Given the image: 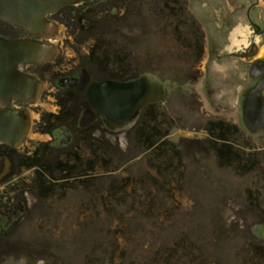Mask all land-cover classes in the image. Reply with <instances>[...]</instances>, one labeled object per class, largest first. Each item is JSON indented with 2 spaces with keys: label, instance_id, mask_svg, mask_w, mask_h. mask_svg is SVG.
<instances>
[{
  "label": "rangeland",
  "instance_id": "rangeland-1",
  "mask_svg": "<svg viewBox=\"0 0 264 264\" xmlns=\"http://www.w3.org/2000/svg\"><path fill=\"white\" fill-rule=\"evenodd\" d=\"M110 1L116 3L113 17L119 26L113 31L106 26L108 40L113 37L115 46L133 58L128 63L138 64L164 91L155 121L144 116L140 125L155 127L152 138L160 139L146 149L134 121L117 126L105 139L77 132L75 145L54 156H69L72 173L88 177L73 176L45 198L32 194L24 212L10 218L17 217L11 236L22 231L11 239L22 252L10 257L16 251L11 247L9 257L0 253V264H165L167 259L168 264H244L257 242L250 227L264 218V133L250 135L242 124L241 98L255 80L220 74L213 66L214 47L196 33L207 25L213 31L208 19L214 17L204 18L203 3L214 0ZM55 24L61 41L57 57L62 72H69L75 68L74 51L83 55L90 43L80 48L63 25ZM201 43L202 54L197 51ZM50 89L43 84L42 98L32 105L34 111L28 109L31 124L42 112H57ZM217 121L234 127L231 143L245 158L253 153V171L240 174L219 166L207 132ZM30 133L24 148L50 140ZM61 138L55 146L69 143L68 130ZM102 158L108 163L102 165ZM5 164L0 160V177ZM21 177L31 186L32 172ZM5 191L0 188L1 201ZM7 212H0V231L6 228L5 216H11Z\"/></svg>",
  "mask_w": 264,
  "mask_h": 264
},
{
  "label": "flooded vegetation",
  "instance_id": "flooded-vegetation-1",
  "mask_svg": "<svg viewBox=\"0 0 264 264\" xmlns=\"http://www.w3.org/2000/svg\"><path fill=\"white\" fill-rule=\"evenodd\" d=\"M220 1L214 0L212 4L203 3L204 18L206 19V15L207 18L214 17V19H208V22H212L214 29L212 31L207 25L206 31L198 25V29L200 30L197 31V34L198 32L202 33V39L206 40V45L208 46V43H210V46L214 47V51L212 52L214 55L211 54V57H213L214 68L220 74L223 73L224 77L228 74H231L232 77L234 74H238L239 78L255 80L254 86H256L264 78V54L260 55L261 46L264 44V14L262 15L258 8V0H238L239 4L236 3L233 6L229 3L231 2L230 0ZM218 3L222 4V7ZM115 4V2L108 3V0H84L79 5L62 7L55 13L47 16V20L50 22H58L63 25L67 31V36L71 37L73 42H76L80 48L90 43L88 45L89 50L85 54L81 55L80 51H74L76 53L75 68L69 72H62V69H64L61 65L62 60L57 57L58 44L61 42L60 40L57 41V31L50 32L49 38L43 39L32 36L21 28L0 20V35L2 37L14 40L35 39L41 43L50 45L56 50L49 61L45 59L41 63L21 64L18 69L22 73L34 77L42 85H51L52 89L47 94L48 96L52 95L57 106V112H42L38 122L34 125L33 122L32 124L30 123L29 133L34 132L40 135H48L50 137L49 141L33 142L31 143V147L24 148L23 145L26 144L27 137L29 136L28 133L18 147L0 143V160L6 162L2 168L4 175L0 177V188L6 190L5 195L2 196V201L0 200V212L7 210V213H11L10 217H7L8 215L5 216L6 228L1 230L2 233L0 231V253L3 256H6V251L11 247H14L16 251L10 253V257L14 256V254L18 255V252H22L11 241L12 238L18 237L22 231L11 236L14 228H16V226H13V223L15 222L16 224L17 217L13 220L10 218L15 216L16 211L24 212L27 208L28 198H31V195L34 194L32 189L35 186L34 184H36L35 178H33L36 168L29 167L26 158H30L40 148L45 146L54 151L70 146L75 142L77 132L83 134L91 133L94 136L104 135L106 137L114 129L126 124L109 129L105 119L97 115L95 121L86 128L88 129L87 131L80 127L79 120L81 117H79V112H84L89 108L85 91L91 83L104 80L131 82L141 78H146L150 82L146 73L141 72V67L138 64L132 66L133 63H128L129 61L132 62L133 58L131 55L129 54L128 56L122 47L115 46L116 43L113 37H111V40L107 38L109 37V29L106 26L110 27L112 31L119 26V22L113 17L117 11ZM194 16L198 21L200 19L203 20L202 16L196 14V12H194ZM201 29L205 31H201ZM207 46L205 47L206 55L208 52ZM117 48L122 50H115ZM209 52L211 51L209 50ZM94 58L96 61H94ZM118 58L123 59L121 64L118 63ZM85 73L89 76V82L87 85L82 86L81 81ZM104 73L110 74L113 78L102 77ZM247 93H244V97L241 98L242 101ZM42 96L41 93L39 100ZM62 100L66 101L67 104L74 103L77 106L75 110L77 114L75 126H70L66 122H59L52 126L50 133H42V128L46 126V123L42 121L43 117L48 114L53 116L59 115L61 109L59 102ZM12 107L19 108L25 112H28V109L31 112L34 111L31 108L32 105L29 103L15 99L12 101ZM0 108L4 109L7 107L0 104ZM135 123L136 120H134L133 124L135 125ZM65 129L71 135L69 143L55 146V141L62 139L63 130ZM21 145L23 147L19 148ZM25 171L32 172V181L29 184L31 186L25 184L24 178L21 177V174Z\"/></svg>",
  "mask_w": 264,
  "mask_h": 264
},
{
  "label": "water",
  "instance_id": "water-1",
  "mask_svg": "<svg viewBox=\"0 0 264 264\" xmlns=\"http://www.w3.org/2000/svg\"><path fill=\"white\" fill-rule=\"evenodd\" d=\"M84 0H0V20L21 28L38 38L48 39L57 25L47 16L62 7L76 6ZM56 50L35 39H7L0 35V143L18 147L27 136L30 122L27 112L12 107L18 100L34 105L40 98L42 83L19 71L21 64L41 63L53 57ZM89 76L82 77L87 85ZM81 90V89H79ZM89 108L79 120L87 128L97 115L103 117L107 127L113 129L134 121L140 111L164 99V91L146 78L131 82L104 80L91 83L85 91ZM242 124L250 135L264 133V78L251 88L242 104ZM250 234L264 242V222L250 227Z\"/></svg>",
  "mask_w": 264,
  "mask_h": 264
},
{
  "label": "trees",
  "instance_id": "trees-1",
  "mask_svg": "<svg viewBox=\"0 0 264 264\" xmlns=\"http://www.w3.org/2000/svg\"><path fill=\"white\" fill-rule=\"evenodd\" d=\"M197 48H198L197 51L200 52V54H202V43L199 46L197 45ZM94 61H96L95 58ZM117 61L119 64H121L123 62V59L118 58ZM102 77L113 78L108 73H104V76L102 75ZM59 105L61 107L59 115L53 116L51 114H48L45 117H43L42 121L43 123H46V126L42 128L41 130L42 133H50L52 126L59 122L60 123L66 122L70 126H75L76 117H77L75 110L77 106L74 103L67 104V102L63 100L59 102ZM156 105L157 103L150 104L144 107L140 111L138 117L135 119L137 123L136 124L137 126H135V128L138 127L136 129L137 137L143 144H145L146 149L154 147L157 141L160 139L159 137H157L156 139L152 138L154 133L156 132L155 127L154 128L147 127L146 125L144 127L140 126L142 120L145 117H148L150 120L153 119L155 121L156 113L154 111V108L156 107ZM232 128L234 129V127H230L228 126V124H225L220 121L211 122L207 128V132L209 135V142L210 145L213 146V151L215 152L217 163L219 164V166L230 167L235 172L240 174L247 171L251 172L255 169L253 166L254 164L253 162L255 161L252 157L253 153L248 151L246 155L247 157L245 158L242 152L233 146L230 139L231 138L230 135L234 133L233 131H231ZM87 130L88 129H86L85 131ZM103 137L105 139L104 135ZM73 145H75V142L72 143L70 146L72 147ZM157 148L159 149V146ZM54 152L56 151L48 148V146L47 147L45 146L43 148H40L30 158H26L28 166L31 168H36L35 175L33 177L35 178L34 181L36 182V184H34L35 186H33L32 191L34 193H37L41 198H45L46 196L48 197L49 193H52L55 187L66 185L67 181L73 176L79 179L86 174V177H88L87 173L85 174L83 172L72 173L74 167L68 166V161L70 160V157L64 156L63 158L61 157L63 159L61 160L60 158L61 155L55 157ZM57 152L59 153V150ZM66 155H69V152ZM73 159H74V163L78 162L77 157H74ZM89 162L90 160H87L88 164L94 162V160H92V162L90 163ZM101 162L102 165L108 163L103 158L101 159ZM54 173L58 175L57 176L53 175ZM82 182L85 183L86 181H82ZM259 221L264 222V218H261ZM254 244L251 245L250 248L248 249L249 251L248 257L247 256L244 257V264H261V263L264 264V247H263L264 242L257 240V242ZM169 262L170 260L167 259L166 263L168 264Z\"/></svg>",
  "mask_w": 264,
  "mask_h": 264
},
{
  "label": "crops",
  "instance_id": "crops-1",
  "mask_svg": "<svg viewBox=\"0 0 264 264\" xmlns=\"http://www.w3.org/2000/svg\"><path fill=\"white\" fill-rule=\"evenodd\" d=\"M258 8L260 9V11L263 15L264 14V0H258ZM262 54H264V44L261 46L260 55H262Z\"/></svg>",
  "mask_w": 264,
  "mask_h": 264
}]
</instances>
